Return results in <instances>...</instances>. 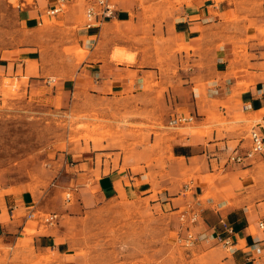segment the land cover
Masks as SVG:
<instances>
[{"label": "rangeland", "instance_id": "374dc122", "mask_svg": "<svg viewBox=\"0 0 264 264\" xmlns=\"http://www.w3.org/2000/svg\"><path fill=\"white\" fill-rule=\"evenodd\" d=\"M22 1L0 0V196L28 189L39 210L35 220L56 213L70 248L64 260L73 264H228L233 249L220 239L218 225L206 229L198 219H180L195 210L189 204L200 178L191 166L202 162L175 158L172 140L196 119L175 127L168 123L177 113H192L179 94L187 84L182 80L192 74L186 67L203 58L177 36L176 24L186 9L210 0H129L136 9L129 32L106 44L112 61L138 60L148 69L147 80H132L116 93L98 91L92 78L79 74L89 53L75 35L85 23L84 0L72 26L65 23V4L56 15L44 13L36 28L26 26L20 10L33 0ZM124 1L111 0L115 10ZM252 11L241 5L227 13L224 42H243L250 20L240 15ZM212 31L210 39L219 38ZM116 49L125 53L123 60L112 57ZM211 120L206 131L216 126L247 136L251 128L250 122L238 127L220 114ZM83 160L98 166L95 176L117 167L139 174L136 183L145 182L149 190L78 213L72 175L73 165ZM188 231L194 237L190 243Z\"/></svg>", "mask_w": 264, "mask_h": 264}, {"label": "crops", "instance_id": "0c3cea01", "mask_svg": "<svg viewBox=\"0 0 264 264\" xmlns=\"http://www.w3.org/2000/svg\"><path fill=\"white\" fill-rule=\"evenodd\" d=\"M81 1L66 0L67 26L81 16ZM84 2L86 7L93 0ZM55 5V0H33L25 9L20 8L26 26L41 25L40 18ZM241 5L253 10L240 15L250 20L245 22L246 30L240 38L243 42H224L223 37L229 34V23L224 18L227 13H236ZM135 12L126 0L117 4L113 15L104 21L90 27L78 25L75 35L89 50L79 74L92 78L100 92L116 93L132 80L141 84L147 80L148 69L142 68L138 60L112 61L111 46L106 44L129 32L133 23L131 13ZM184 13L182 23L176 24L179 27L176 34L203 58L186 67L192 74L182 80L187 84L179 95L188 102L187 108L196 120L189 129L174 135L172 154L188 164L202 162L199 168L191 166L200 182L192 189L193 201L189 205L194 207L193 212L201 211L196 212L197 219L206 229L218 225L221 229L218 235L222 237L219 238L231 244L228 264H264V229L256 226L264 214V152L246 157L241 163L230 162L228 156L233 149L247 152L248 135H243L244 130L218 131L215 124L209 131L204 128L213 123L212 115L220 114L238 127L250 122L264 139V0H210L193 5ZM209 30L216 31L219 38L211 40ZM219 132L221 136L217 138ZM73 166L74 211L78 213L118 196H141L149 190L145 182L136 183L141 175L123 172L120 167L95 176L97 165L83 160ZM34 202V194L28 189L0 196V264H73L64 260L70 248L58 223L48 226L25 218L28 211H39ZM209 216H214V221L203 219ZM27 227L34 228V232L25 233Z\"/></svg>", "mask_w": 264, "mask_h": 264}, {"label": "built area", "instance_id": "2783aa9c", "mask_svg": "<svg viewBox=\"0 0 264 264\" xmlns=\"http://www.w3.org/2000/svg\"><path fill=\"white\" fill-rule=\"evenodd\" d=\"M56 5L46 11L47 15H55L60 12L65 4L66 0H55ZM115 11V6L111 0H93L92 3L88 4L85 8V23L86 27L92 26L94 23H100L105 19L111 17ZM39 23H42V18H40ZM195 115L193 113H177L170 120V126H180L194 121ZM249 146L246 153H241L237 148L228 156V161L233 163H241L246 157H251L256 154H262L264 152V139L256 132L254 127H251L248 131ZM66 200L70 199V193L65 195ZM26 219H34L35 211H28L25 214ZM194 222L197 220V213L191 212L190 214L182 213L180 219ZM58 215L56 213H42L38 221L44 225L53 226L57 223ZM257 227L259 229H264V214L257 221ZM187 242H192L194 240L193 234L188 231L186 236ZM227 242V241H225Z\"/></svg>", "mask_w": 264, "mask_h": 264}, {"label": "bare ground", "instance_id": "6f19581e", "mask_svg": "<svg viewBox=\"0 0 264 264\" xmlns=\"http://www.w3.org/2000/svg\"><path fill=\"white\" fill-rule=\"evenodd\" d=\"M128 56V55H127ZM116 60H123L126 56H125V53L122 52V51H117L116 49V52L113 54V56Z\"/></svg>", "mask_w": 264, "mask_h": 264}]
</instances>
